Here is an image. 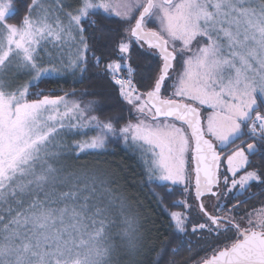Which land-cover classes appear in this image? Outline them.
I'll use <instances>...</instances> for the list:
<instances>
[{
  "label": "snow or ice",
  "instance_id": "1",
  "mask_svg": "<svg viewBox=\"0 0 264 264\" xmlns=\"http://www.w3.org/2000/svg\"><path fill=\"white\" fill-rule=\"evenodd\" d=\"M21 8L23 16L10 23ZM97 10L119 18L120 29L105 31ZM64 43L75 48L67 60ZM133 45L143 50L146 70L132 66ZM104 59L120 109L106 120L87 115L99 101L68 99L74 89L31 91L53 75L77 77L78 70L82 80L89 63L99 67ZM13 69L29 79L14 86ZM92 130L70 146L59 140ZM245 135L252 142L241 140ZM109 143L137 155L149 184L180 186L183 198L172 204L183 211H171L170 224L204 241L198 246L206 255L195 264H264V203L240 207L264 194V172L250 159L264 147V0H77L75 7L0 0V264H121L122 257L123 264H150L152 244L140 231L148 218L127 213L128 198L112 180L101 181L100 192L93 183L56 193L74 174L56 166L61 153L53 148L82 154ZM252 181L257 193L225 202ZM118 221L130 253L116 252Z\"/></svg>",
  "mask_w": 264,
  "mask_h": 264
},
{
  "label": "trees",
  "instance_id": "2",
  "mask_svg": "<svg viewBox=\"0 0 264 264\" xmlns=\"http://www.w3.org/2000/svg\"><path fill=\"white\" fill-rule=\"evenodd\" d=\"M97 19L101 20L104 30L107 31L111 28L120 29L118 23L119 18L114 15L108 16L103 14L102 10H97ZM24 14V9L21 8L17 15L13 16V20L18 21ZM87 23V20H85ZM91 32V29H89ZM99 46H102L104 41L96 42ZM99 54V53H98ZM131 63L132 66H138L137 72L146 70L145 56L142 49L133 45L131 48ZM115 59V57H113ZM108 63L107 59L102 60L99 67L94 62L89 63L87 72L84 73L82 80L78 79L79 71L77 70V77L72 75H66L63 77L52 76L48 79L40 81L38 86L31 89L32 92L43 90V95L58 96L66 92L75 90V96H69L71 99L77 100H97L99 105L97 110L94 111L101 119H107L109 116H114L120 109L115 106L114 97L119 93V87L116 86L113 89L110 82V78L104 77L103 72L105 65ZM99 73V75H98ZM126 76V71L121 73ZM135 82V81H134ZM51 90V91H50ZM142 91L144 89H141ZM108 93H112V96H108ZM35 96H30L29 99H35ZM123 115L128 118L127 109L124 110ZM123 123V121H120ZM247 131V129H245ZM111 150L118 162L123 166L118 165V169L124 172V183L128 193L136 197L134 200L139 205L138 209L142 212V215L147 217L145 223V231L147 234V240L152 244L151 251L149 253L150 264L152 261L155 264H169L172 261L173 264H192L206 255V249L199 247L203 245L204 241H196L197 237H191L181 234L175 230L174 226L170 224L171 211H183L180 206H174L173 200L182 199V193L180 186H172L170 184L162 185L158 181H154L151 184L147 182V176L144 171L142 162L138 159L137 155L123 146L121 143H109L107 145ZM112 155V153H111ZM264 162V160H262ZM264 167V164H262ZM168 188H175V191H166ZM155 192L162 193L164 195L163 203L158 202ZM60 204L52 205L53 207H59ZM165 205L168 206V211L164 210ZM194 215V214H193ZM154 221V224L152 223ZM188 231L190 232L192 224H188ZM148 229H152L148 231ZM199 235V234H197ZM175 249V251H173ZM159 253V256L157 254ZM207 254H210L208 252ZM121 258V264L123 260Z\"/></svg>",
  "mask_w": 264,
  "mask_h": 264
},
{
  "label": "rangeland",
  "instance_id": "3",
  "mask_svg": "<svg viewBox=\"0 0 264 264\" xmlns=\"http://www.w3.org/2000/svg\"><path fill=\"white\" fill-rule=\"evenodd\" d=\"M45 3H48L49 0H44ZM93 2H96V0H93ZM65 3L68 5H71L72 7L76 6L77 0H65ZM103 11V10H102ZM19 21V20H18ZM18 21H15L13 19H10V23H16ZM65 18V23H66ZM150 27L152 25H149ZM47 49L49 52H51L53 55H60V52L56 49H53L51 44L47 45ZM75 51L74 46L71 43H64L63 44V55L65 57V60H67V57L72 54V52ZM40 55L45 56L46 53L42 50L40 52ZM10 75L14 76V86L17 84H23L25 81L29 79V76L25 73H16L13 69L12 72H10ZM63 95V94H62ZM70 100H77V99H71ZM84 102H87L89 100H82ZM63 110V109H62ZM87 115H96L95 112H90ZM127 115L128 111H127ZM97 116V115H96ZM100 118V117H99ZM101 119V118H100ZM106 120V119H101ZM96 134L95 130L88 131L87 136H80V135H71V134H62L59 138L61 144H67L72 145L74 140H81L90 138L91 136H94ZM110 147L106 146L105 150H98V151H88L86 153L77 154L76 150L73 149L71 154L68 155L66 148H53L52 151H59L61 155L59 156L57 161H53L56 166H64L65 173H73V179L68 184L63 186H58L56 189V193L60 191H69V190H76L77 188L83 187L85 184H88L91 186L93 183L96 185L97 191H102L103 187L106 185H102L100 182L103 180L110 179L113 181V183L110 185L111 187L117 189L119 192L123 193L128 198V204L132 205L134 210L138 213V215L141 217V220L144 221V216L142 215V212L139 211V203L134 200L136 197H134L133 194L130 192L128 193L125 183H124V172L120 171L118 169V165L123 166L122 164H118L113 152L109 150ZM112 153V155H111ZM226 158V157H225ZM253 168V164H252ZM251 170V168H249ZM240 175H243V172L239 173ZM76 178H79L78 184H76V187H73V181L76 180ZM238 178V177H237ZM179 187V186H178ZM87 194V193H84ZM264 198V195L262 196ZM82 201H77V203H80ZM226 202V201H225ZM91 203V201H90ZM264 203V200L261 202ZM261 203L257 206L253 207H259L261 206ZM248 208V204H245ZM64 204L60 203L59 207H63ZM252 206V205H251ZM145 223H143V230H145ZM114 230V227L112 231ZM117 239V237L115 238Z\"/></svg>",
  "mask_w": 264,
  "mask_h": 264
},
{
  "label": "flooded vegetation",
  "instance_id": "4",
  "mask_svg": "<svg viewBox=\"0 0 264 264\" xmlns=\"http://www.w3.org/2000/svg\"><path fill=\"white\" fill-rule=\"evenodd\" d=\"M247 133V131H245ZM241 140H244L246 143L252 142L247 135L241 137ZM240 140H237L236 142H239ZM246 145V144H245ZM250 159L253 161V168L259 167L262 172H264V167H262V164L257 165L256 161H262L264 160V147L260 148L255 154L250 156ZM251 187L249 191H245L243 195H237L236 193H230V197H234L232 199H227V204L235 203L236 199L244 200L246 197L249 196L251 193H257L258 192V182L252 181L250 182ZM264 194L253 196L252 199L248 200L246 204H248L247 207L251 206H257L259 203H261L264 198L262 197ZM240 207L243 209L246 207L245 204H241Z\"/></svg>",
  "mask_w": 264,
  "mask_h": 264
},
{
  "label": "clouds",
  "instance_id": "5",
  "mask_svg": "<svg viewBox=\"0 0 264 264\" xmlns=\"http://www.w3.org/2000/svg\"><path fill=\"white\" fill-rule=\"evenodd\" d=\"M128 214L138 215V213L134 210L133 206L129 204V208L127 210ZM126 226L123 223L118 221L117 225L114 227L113 232L116 233L117 239H115V244L117 245L116 252L120 254L130 253L129 248V239L130 237L124 233V228ZM143 229L141 228L140 231ZM136 243L139 245L141 242L137 239Z\"/></svg>",
  "mask_w": 264,
  "mask_h": 264
},
{
  "label": "water",
  "instance_id": "6",
  "mask_svg": "<svg viewBox=\"0 0 264 264\" xmlns=\"http://www.w3.org/2000/svg\"><path fill=\"white\" fill-rule=\"evenodd\" d=\"M133 23H134V21H133ZM237 144H239L240 143V141L239 142H236ZM246 146V145H245ZM208 255H210V254H208ZM192 264H195V262L194 263H192Z\"/></svg>",
  "mask_w": 264,
  "mask_h": 264
}]
</instances>
